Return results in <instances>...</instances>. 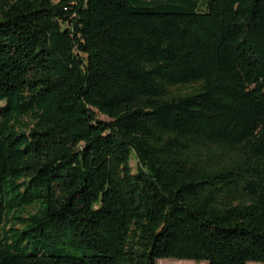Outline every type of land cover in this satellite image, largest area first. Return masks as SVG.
<instances>
[{
    "label": "trees",
    "instance_id": "1",
    "mask_svg": "<svg viewBox=\"0 0 264 264\" xmlns=\"http://www.w3.org/2000/svg\"><path fill=\"white\" fill-rule=\"evenodd\" d=\"M0 103V264H264V0H0Z\"/></svg>",
    "mask_w": 264,
    "mask_h": 264
},
{
    "label": "rangeland",
    "instance_id": "2",
    "mask_svg": "<svg viewBox=\"0 0 264 264\" xmlns=\"http://www.w3.org/2000/svg\"><path fill=\"white\" fill-rule=\"evenodd\" d=\"M56 3L59 2L60 0H54ZM4 103H0V108L1 106H3ZM100 119L102 120H108L107 118L103 117V116H100ZM138 162L137 160L134 158L133 162H132V166H133V169H134V172L137 173V170H138ZM176 262H183L184 264H197L196 262H192V261H177V260H161L158 262V264H183V263H176ZM202 264H207V263H202ZM251 264H261V263H251Z\"/></svg>",
    "mask_w": 264,
    "mask_h": 264
}]
</instances>
